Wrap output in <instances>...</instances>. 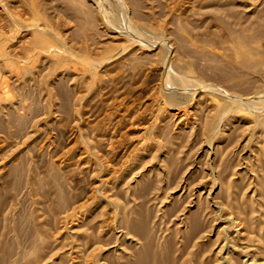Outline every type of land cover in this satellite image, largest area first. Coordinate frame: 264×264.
Returning a JSON list of instances; mask_svg holds the SVG:
<instances>
[{
  "label": "rangeland",
  "instance_id": "rangeland-1",
  "mask_svg": "<svg viewBox=\"0 0 264 264\" xmlns=\"http://www.w3.org/2000/svg\"><path fill=\"white\" fill-rule=\"evenodd\" d=\"M0 264H264V0H0Z\"/></svg>",
  "mask_w": 264,
  "mask_h": 264
},
{
  "label": "bare ground",
  "instance_id": "bare-ground-1",
  "mask_svg": "<svg viewBox=\"0 0 264 264\" xmlns=\"http://www.w3.org/2000/svg\"><path fill=\"white\" fill-rule=\"evenodd\" d=\"M155 260H156V259H155ZM155 262H157V260H156Z\"/></svg>",
  "mask_w": 264,
  "mask_h": 264
}]
</instances>
